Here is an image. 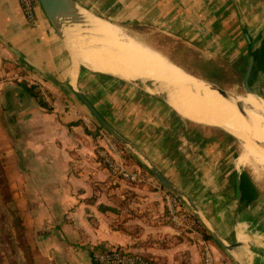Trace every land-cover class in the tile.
<instances>
[{
  "label": "crops",
  "instance_id": "obj_1",
  "mask_svg": "<svg viewBox=\"0 0 264 264\" xmlns=\"http://www.w3.org/2000/svg\"><path fill=\"white\" fill-rule=\"evenodd\" d=\"M76 1L119 21L154 25L208 58L235 61L264 41V16L254 22L239 12L236 1ZM36 16L32 25L18 0H0V152L5 166L18 172L20 215L34 264H94L91 248L105 245L129 248L155 264H201L203 243L219 264H247L250 255L264 264V246L237 235L243 223L244 231L264 239V178L255 175L252 164H237L236 136L206 128L205 118L189 112L192 107L167 99L172 109L116 74L75 62L40 4ZM15 72L22 79L13 77ZM22 81L34 85L48 106ZM251 86L258 93L264 88L262 55ZM76 90L130 142L132 147L111 134L123 147L118 159L141 170L142 180L114 177L100 163L97 149L110 133ZM148 164L188 195L204 233L167 218L162 199L167 187ZM253 222L259 226L250 229ZM218 237L239 243L226 248Z\"/></svg>",
  "mask_w": 264,
  "mask_h": 264
},
{
  "label": "bare ground",
  "instance_id": "obj_2",
  "mask_svg": "<svg viewBox=\"0 0 264 264\" xmlns=\"http://www.w3.org/2000/svg\"><path fill=\"white\" fill-rule=\"evenodd\" d=\"M82 14L89 24V29L95 35L84 34L85 36H83L82 34V36H74L72 51L75 62L83 63L90 70L112 73L130 79H153L154 81H159L160 86L152 87V91H165L166 96L169 98H176V100L173 99L175 102L167 98L170 102L188 110L194 105L190 103L184 106L181 94L175 88L177 84L169 71H176L177 75L192 82H201L196 85V88L204 91V100L208 103L203 102L211 107L209 106L210 109H208L209 107L206 108L205 104L201 103L206 113L203 110L205 113L203 115L200 113L194 114L203 118H205L204 116H212L225 121L226 124L223 122L210 126L222 127L241 139V149L237 156V164L264 166V99L261 96L246 93L244 95L236 94L224 97L215 89L214 85L204 81L201 77L185 71L168 59L161 51L127 33L122 26L98 16H93L85 11H82ZM235 100L242 101L245 107V114L239 111ZM254 139L257 140L254 141ZM243 234H245L244 225L239 223L237 225L239 239L244 240ZM246 237L251 241H255V238H258L253 232L247 233ZM238 255L240 256L239 253Z\"/></svg>",
  "mask_w": 264,
  "mask_h": 264
},
{
  "label": "rangeland",
  "instance_id": "obj_3",
  "mask_svg": "<svg viewBox=\"0 0 264 264\" xmlns=\"http://www.w3.org/2000/svg\"><path fill=\"white\" fill-rule=\"evenodd\" d=\"M229 1H236L239 12H241L242 15L244 14L247 16L250 15V17L254 19V22H256L257 20L260 21V18L264 16L263 14L264 0H229ZM245 5L247 6L246 9H244ZM85 12L93 16H96V17L98 16L99 18L106 19L108 21L114 22L122 26L123 29L127 33L142 40L143 42L147 43L151 47L161 51L169 59H171L173 63L177 64L179 67L183 68L185 71L191 74H194L198 77L205 78L202 75V68H201L202 66L199 62L200 59L216 60L217 67H216V73L214 74V77L217 79V81H212V82L220 85L221 87L225 88L226 90H228L229 92L233 94L244 95L246 93L242 85L243 73L241 72V70L238 69V64L244 65L245 58L243 57L245 56L238 58L235 61L228 60L227 57L208 58L203 54L202 50L199 49L198 47L190 44L188 41L180 37H177L171 33L162 31L161 29L157 28L154 25H150L147 23L142 24L138 21L123 22L115 18H110L106 14H100V13L97 14V13H93L88 10H86ZM253 25L255 26L256 24H253ZM77 26L73 25L69 27L68 30H66V31H69L67 33L68 36L64 35L62 37L64 44L67 47V51L70 53L72 57H73V51H72L73 41L72 40L74 36H77V35L82 36V34L83 36L91 35L90 30L80 28ZM263 27H264V24H263ZM87 31L89 34L87 33ZM176 62L180 64H184L185 66H187V69L186 67ZM188 67L191 69V71L188 69ZM169 72L173 76V77L172 76L170 77L174 78L177 84L175 88L178 90V92H180L181 99L183 100V102H185L186 104L191 103L192 105H194L192 106V109L189 110V112L200 113L202 115L205 114L206 110L204 109L203 105H201V103L205 104L206 108H208L210 105H208L207 104L208 102L204 100V97H205V95L203 94L204 91L197 90L196 88V85L200 84L201 82H192L188 80L187 78H182L181 76L176 74V71H169ZM258 91L260 93V96L264 98V88L263 87L258 88ZM173 99L176 100V98H173ZM203 101L207 103H204ZM210 107L208 109H210ZM171 108L173 109V107ZM203 110L205 111V113ZM204 117L205 119H202V121L206 123H202V121H200L201 119L196 120V121L202 124L211 123L209 125H205L206 128L214 127L210 125H213L216 123L224 122L226 124L225 121L216 119L215 117H212V116H204ZM193 123H196V122L193 121ZM235 138H236L237 148L239 151L241 149L242 141L241 139L237 137ZM0 160H1L3 170H4V179L6 181V186L13 199L12 202H7L6 198L4 197L6 192L3 193V189H4L3 185L0 186V264H27L24 251L20 247L18 239L15 238V227H14V222H13V219H14L13 212L20 215L19 206L21 203V192H20L18 172L16 168L5 166V161H4L5 158L1 152H0ZM258 166L259 167H253L251 165V167L255 169V175L259 177V179L264 178V166H261V165H258ZM15 175H16V180L14 178ZM183 201L185 203V206L188 207V209H190L189 208L190 205H188V203L184 199ZM192 216L195 219H197L195 212H192ZM262 219L264 223V217H262ZM258 226L259 225L253 222V224L250 226V229H254ZM193 227L203 232L202 224H200L199 221L196 220V222L193 224ZM247 233L249 232L245 231V234H243L244 240H250L249 238L246 237ZM254 233L255 232H253V234ZM24 236L26 238L25 228H24ZM256 237H258L257 234H256ZM255 239L256 240L252 242L257 243L261 246H264V239H261L260 237L255 238ZM26 241H27V238H26ZM258 257H259L258 255H255V257L250 255V258H248L249 260L247 264H257Z\"/></svg>",
  "mask_w": 264,
  "mask_h": 264
},
{
  "label": "built area",
  "instance_id": "obj_4",
  "mask_svg": "<svg viewBox=\"0 0 264 264\" xmlns=\"http://www.w3.org/2000/svg\"><path fill=\"white\" fill-rule=\"evenodd\" d=\"M24 17L32 25H36V6L38 0H18ZM13 77L22 79L19 72H15ZM27 84V83H26ZM30 86V85H28ZM106 133V132H104ZM106 144L97 149V156L109 173L118 178L129 181H140L144 174L139 169H128L119 159L118 155L123 152V147L111 134H105ZM117 155V156H116ZM162 199L167 218L178 225L193 227L196 222L192 216V211L185 206L183 199L174 191L166 188L162 192ZM198 221V220H197ZM103 249L90 250V259L94 264H155L152 257L138 253L129 248L119 245H105ZM201 264H219L213 254L209 244L203 243L200 247Z\"/></svg>",
  "mask_w": 264,
  "mask_h": 264
},
{
  "label": "water",
  "instance_id": "obj_5",
  "mask_svg": "<svg viewBox=\"0 0 264 264\" xmlns=\"http://www.w3.org/2000/svg\"><path fill=\"white\" fill-rule=\"evenodd\" d=\"M38 1L40 3V6L42 7L44 13L46 14L49 21L51 22L52 26L54 27V29L56 30L58 35L61 37L62 41H63L62 37L64 35H67V33H68V31H66V30H68V28L73 26V25H76V26L78 25L77 27L90 30L89 24L86 22L83 14H82V11H86V9H84L76 0H38ZM90 32L92 35H95V33L93 31L90 30ZM247 39H249L248 35H247ZM253 64H254V55L249 54L248 58H247L245 72L242 75V85H243V88L245 89L246 93H252V94L260 96V93L255 91L249 83V78L251 75ZM110 74H112V73H110ZM112 75H115V74H112ZM115 76L122 78V79L144 89V90H147V91L151 92L152 94H154L155 96H157L158 98H160L161 100L167 102V97H166L165 91H163V90L158 91V92L152 91V87L160 86L159 81H154L153 79H138V78L126 79V78H123L119 75H115ZM202 79L204 81H208L209 83L214 85L215 89L220 94H222L224 97L236 95V94L229 92L225 88L221 87L220 85H218V84H216V83H214L208 79H205V78H202ZM76 93L83 100V102L89 108L91 113L96 117V119L99 121V123L110 134H112L114 137H116L122 143L132 147L130 142L127 139H125L124 137H122L120 134H118V132L108 123V121L99 113V111L93 106V104L80 91L76 90ZM235 102H236V105L238 106L239 111L242 114H245V107H244V104L242 103V101L241 100H235ZM214 127H219V126H214ZM219 128H222V127H219ZM222 129H224V128H222ZM224 130H226V129H224ZM226 131H228V130H226ZM228 132L231 133L230 131H228ZM255 140H257V139H255ZM148 166H149L150 170L152 171V173H154V175H156V177H158L168 189L177 193L181 198H183L188 203V205L193 207V204H192L190 198L182 189H180L172 181L167 179L154 166H152L150 164H148ZM235 194L237 197H239V195H240L239 179H237V182H236ZM218 239L222 242V244L226 248H232L239 243L238 241H234L231 243H225L219 237H218Z\"/></svg>",
  "mask_w": 264,
  "mask_h": 264
},
{
  "label": "trees",
  "instance_id": "obj_6",
  "mask_svg": "<svg viewBox=\"0 0 264 264\" xmlns=\"http://www.w3.org/2000/svg\"><path fill=\"white\" fill-rule=\"evenodd\" d=\"M248 38H249L248 42L250 43V37H248ZM249 54L254 55V64H253V68H252L251 75L249 78V83L251 85V79H252V76L254 73L256 61H257V59H259V57L261 55L263 56V59H264V41L261 42V44L258 48H254V49L249 48L248 49L247 54L244 55L245 57H243V58H245L244 65L238 64V69L241 70L242 73L245 72L247 58H248ZM199 62L202 66L201 67L202 68V75L210 81H217V79L214 77V74L216 73V67H217L216 60H214V59H200ZM176 63H178V62H176ZM178 64H180V63H178ZM180 65L186 67V69H187V66H185L184 64H180ZM188 69L191 71V69L189 67H188ZM22 84H23L24 88L37 99V101L40 105H43L46 107L48 106L47 102L44 100V98L39 93V91L36 90L34 85L28 86L24 81H22ZM2 185L4 188L3 193L6 192V194L4 196L6 198V201L12 202L13 199H12V196L10 195L8 189H7L6 181L4 179V170H3L1 160H0V186H2ZM13 216H14L13 222H14V227H15V238L18 239L19 245L22 248V250L24 251V254H25L26 260H27V264H34V259H33V255H32L30 245H29L28 241H26V238L24 236V228L25 227H24L22 218L19 214H16L14 212H13ZM92 248L97 249V250L98 249L101 250L104 247L100 246V247H92Z\"/></svg>",
  "mask_w": 264,
  "mask_h": 264
}]
</instances>
